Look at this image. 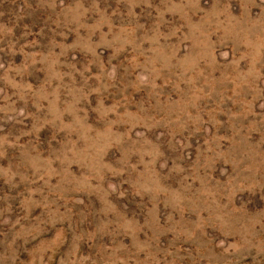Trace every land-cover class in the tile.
I'll return each instance as SVG.
<instances>
[{"label":"rangeland","instance_id":"obj_1","mask_svg":"<svg viewBox=\"0 0 264 264\" xmlns=\"http://www.w3.org/2000/svg\"><path fill=\"white\" fill-rule=\"evenodd\" d=\"M0 264H264V0H0Z\"/></svg>","mask_w":264,"mask_h":264}]
</instances>
